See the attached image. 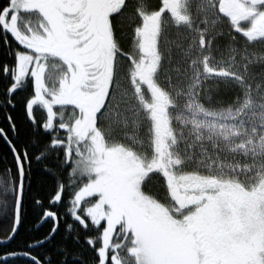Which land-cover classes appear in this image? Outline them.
Instances as JSON below:
<instances>
[{
  "label": "snow or ice",
  "instance_id": "1",
  "mask_svg": "<svg viewBox=\"0 0 264 264\" xmlns=\"http://www.w3.org/2000/svg\"><path fill=\"white\" fill-rule=\"evenodd\" d=\"M0 46V264H264V0H0Z\"/></svg>",
  "mask_w": 264,
  "mask_h": 264
},
{
  "label": "trees",
  "instance_id": "2",
  "mask_svg": "<svg viewBox=\"0 0 264 264\" xmlns=\"http://www.w3.org/2000/svg\"><path fill=\"white\" fill-rule=\"evenodd\" d=\"M6 49L2 46H0V64H2L7 58L5 56ZM8 83V80L0 74V127H3L5 129L9 128V122L7 120V116L10 114L13 117V120L15 121L17 128H18V137H15V139H18L20 143H27L28 138L32 135V125L28 121L25 109H24V98L27 96L26 90H18L15 93V107H5L3 104L4 99V90ZM36 116L37 119L40 118L41 112L39 108L36 109ZM5 157H7V160H5ZM11 160V155L9 153V149L6 146V144L3 142V140H0V167H3L5 163L9 162ZM32 182H33V190L38 192L41 196L46 195L48 191V186L51 183L50 180L43 174L40 166L33 165L32 170ZM34 213L29 206L27 214L24 219L23 226L20 228V235L16 237L15 240L11 241L8 245L2 246L6 248H14L17 243L23 242L27 239V237L31 235H39L41 233H44L49 225L44 224L40 229L39 232H33V224H34ZM57 240H59V237H57ZM66 243L69 244V246H72L71 239L69 238ZM91 254L86 252L85 256L89 257Z\"/></svg>",
  "mask_w": 264,
  "mask_h": 264
},
{
  "label": "flooded vegetation",
  "instance_id": "3",
  "mask_svg": "<svg viewBox=\"0 0 264 264\" xmlns=\"http://www.w3.org/2000/svg\"><path fill=\"white\" fill-rule=\"evenodd\" d=\"M156 0H149L150 4H155Z\"/></svg>",
  "mask_w": 264,
  "mask_h": 264
},
{
  "label": "water",
  "instance_id": "4",
  "mask_svg": "<svg viewBox=\"0 0 264 264\" xmlns=\"http://www.w3.org/2000/svg\"><path fill=\"white\" fill-rule=\"evenodd\" d=\"M9 244V243H8ZM8 244H5V245H8ZM5 245H2V246H5Z\"/></svg>",
  "mask_w": 264,
  "mask_h": 264
}]
</instances>
